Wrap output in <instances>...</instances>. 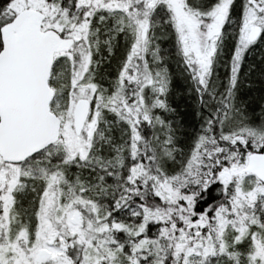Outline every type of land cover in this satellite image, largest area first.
I'll list each match as a JSON object with an SVG mask.
<instances>
[{
  "label": "snow or ice",
  "instance_id": "6c2138e0",
  "mask_svg": "<svg viewBox=\"0 0 264 264\" xmlns=\"http://www.w3.org/2000/svg\"><path fill=\"white\" fill-rule=\"evenodd\" d=\"M0 264H264V0H0Z\"/></svg>",
  "mask_w": 264,
  "mask_h": 264
}]
</instances>
